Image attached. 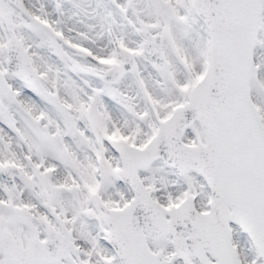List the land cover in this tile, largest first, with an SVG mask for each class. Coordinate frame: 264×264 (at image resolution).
Instances as JSON below:
<instances>
[{
	"label": "snow or ice",
	"instance_id": "6c2138e0",
	"mask_svg": "<svg viewBox=\"0 0 264 264\" xmlns=\"http://www.w3.org/2000/svg\"><path fill=\"white\" fill-rule=\"evenodd\" d=\"M0 264H264V0H0Z\"/></svg>",
	"mask_w": 264,
	"mask_h": 264
}]
</instances>
